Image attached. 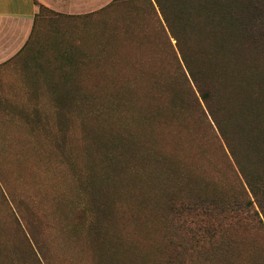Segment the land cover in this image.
<instances>
[{
  "label": "rangeland",
  "instance_id": "374dc122",
  "mask_svg": "<svg viewBox=\"0 0 264 264\" xmlns=\"http://www.w3.org/2000/svg\"><path fill=\"white\" fill-rule=\"evenodd\" d=\"M114 1L91 14L41 9L29 44L0 67V99L22 111L0 110V264H163L167 215L152 192L155 157L175 154L206 183L221 185V176L234 183L215 128L154 116L151 78L166 66L161 57L145 59L153 49L137 41L156 33L155 1L110 8ZM189 1L221 3L162 2ZM31 84L37 96L27 93ZM67 87L76 108L60 130L48 91ZM110 142L125 146L120 163ZM88 191L108 208L101 236L90 231Z\"/></svg>",
  "mask_w": 264,
  "mask_h": 264
},
{
  "label": "trees",
  "instance_id": "16d2710c",
  "mask_svg": "<svg viewBox=\"0 0 264 264\" xmlns=\"http://www.w3.org/2000/svg\"><path fill=\"white\" fill-rule=\"evenodd\" d=\"M154 1L157 10L150 4L149 14L156 15V33L137 41L153 49L145 59L161 57L166 66L151 78L159 92L154 116L170 125L192 119L215 128L221 161L234 176L233 184H224V176L221 185L210 184L175 154L155 157L152 192L167 215L163 264H185L186 254L205 264L215 257L221 264H264V0ZM30 87L27 93L37 96L38 85ZM48 95L61 130L62 118L76 108L75 93L51 88ZM0 110L22 113L8 99H0ZM110 144L111 159L120 163L124 144ZM88 194L95 219L90 231L101 236L108 208Z\"/></svg>",
  "mask_w": 264,
  "mask_h": 264
},
{
  "label": "crops",
  "instance_id": "0c3cea01",
  "mask_svg": "<svg viewBox=\"0 0 264 264\" xmlns=\"http://www.w3.org/2000/svg\"><path fill=\"white\" fill-rule=\"evenodd\" d=\"M112 0H0V67L29 44L41 9L65 15L91 14Z\"/></svg>",
  "mask_w": 264,
  "mask_h": 264
}]
</instances>
